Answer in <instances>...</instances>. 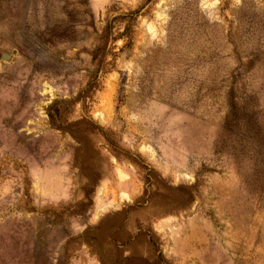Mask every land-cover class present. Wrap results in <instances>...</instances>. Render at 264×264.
Returning a JSON list of instances; mask_svg holds the SVG:
<instances>
[{"label": "rangeland", "instance_id": "rangeland-1", "mask_svg": "<svg viewBox=\"0 0 264 264\" xmlns=\"http://www.w3.org/2000/svg\"><path fill=\"white\" fill-rule=\"evenodd\" d=\"M138 10L114 23L100 71L104 28ZM55 101L115 149L53 130ZM155 249L264 264V0H0V264Z\"/></svg>", "mask_w": 264, "mask_h": 264}, {"label": "trees", "instance_id": "trees-1", "mask_svg": "<svg viewBox=\"0 0 264 264\" xmlns=\"http://www.w3.org/2000/svg\"><path fill=\"white\" fill-rule=\"evenodd\" d=\"M151 0H147V2H149ZM139 13L138 11L132 12L130 14H128L127 16L124 17H118L115 18L113 21V24L107 25L103 32L102 35L100 37V44L99 46L95 49L94 52H92L91 57L93 62H97L100 68V71H103L105 69L106 66V57L108 54L107 51V46L110 40V36L112 35V31H113V26L114 23L116 22H121L123 20H125L126 18H128V23L131 24L134 22L135 17L137 16V14ZM100 57V58H99ZM99 59V60H98ZM60 104H62L61 102L55 101L53 102L47 109V116L49 119V125L53 130L62 132V133H66V134H70L71 137L73 138V140H75L76 142H78V138H76V134H74V132H72V129H78L82 126H85L87 128L88 131H90L91 133H97L99 135H101V137H103L107 143L113 148L114 145L112 144V142L110 141L109 135L106 134V132L96 126L92 121L89 120H81L75 123H65L63 121V117H62V112L60 110ZM89 132V133H90ZM193 201V196H190V200H189V204ZM130 209V208H129ZM127 212L123 211L121 213H117L115 214L116 216L119 215H125ZM55 217H60L61 214H55ZM123 233H124V226L123 223H121V225H119L116 228H113L111 231V241L113 244H115L118 247H126L130 244V242L132 241L130 238V236L128 234L126 235V239L123 240ZM139 236H146L149 239L150 244L155 248L154 243V237H153V233L151 231L148 232H142L141 230L138 233ZM156 251V258L154 261H150L148 259L139 257V256H128L126 258H124L123 256H119L118 258V263L117 264H169L164 257L161 255V253L155 249Z\"/></svg>", "mask_w": 264, "mask_h": 264}, {"label": "water", "instance_id": "water-1", "mask_svg": "<svg viewBox=\"0 0 264 264\" xmlns=\"http://www.w3.org/2000/svg\"><path fill=\"white\" fill-rule=\"evenodd\" d=\"M3 59H4V60H9V57L6 56V55H4V56H3Z\"/></svg>", "mask_w": 264, "mask_h": 264}]
</instances>
